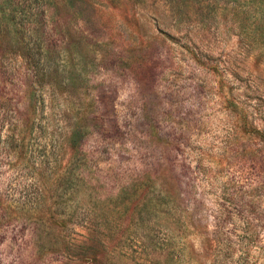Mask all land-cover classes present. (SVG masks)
I'll return each instance as SVG.
<instances>
[{
    "label": "rangeland",
    "instance_id": "374dc122",
    "mask_svg": "<svg viewBox=\"0 0 264 264\" xmlns=\"http://www.w3.org/2000/svg\"><path fill=\"white\" fill-rule=\"evenodd\" d=\"M0 4V264H264V0Z\"/></svg>",
    "mask_w": 264,
    "mask_h": 264
},
{
    "label": "trees",
    "instance_id": "16d2710c",
    "mask_svg": "<svg viewBox=\"0 0 264 264\" xmlns=\"http://www.w3.org/2000/svg\"><path fill=\"white\" fill-rule=\"evenodd\" d=\"M35 3L39 2V0H34ZM41 2V1H40ZM2 4H0V7H1ZM21 5L25 8L26 7V3H21ZM38 5V4H37ZM24 8L22 10H24ZM36 75V74H35ZM34 76V75H33ZM36 78V77H35ZM38 80H43L42 76L40 77V79Z\"/></svg>",
    "mask_w": 264,
    "mask_h": 264
}]
</instances>
